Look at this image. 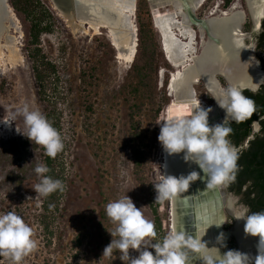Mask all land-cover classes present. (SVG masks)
<instances>
[{"label": "rangeland", "instance_id": "374dc122", "mask_svg": "<svg viewBox=\"0 0 264 264\" xmlns=\"http://www.w3.org/2000/svg\"><path fill=\"white\" fill-rule=\"evenodd\" d=\"M42 1L51 11L53 27L51 33L41 36L40 47L55 66L56 77L48 81L43 100L27 55L29 23L10 6L18 30L8 32L14 42L10 47H6L5 37L1 39L0 122H7L25 105L57 120L64 144L58 153L63 196L58 210L42 223V197H36L32 188L39 182L34 169L43 164V150L17 133L26 134L23 117L18 115L11 126L0 123V213L14 211L33 230L37 246L21 264H122L117 250L103 256L112 239L108 232L115 228L106 216L105 206L127 194L137 208L143 207L142 214L152 222L155 232L151 205L157 202L154 186L163 178L164 162V150L157 137L160 123L169 119L173 107V79L191 63L176 66L170 62L148 0H137L133 15L137 43L140 28L146 25L155 36L158 53L151 88L134 95L130 87L134 60L129 63L118 56L109 31L96 32L88 24L84 25L86 29L75 31L60 16L52 0ZM143 1L145 10L141 9ZM195 15L199 19L210 17L202 9ZM192 28L197 34L195 53L200 54L201 35L196 24ZM241 33L249 53L254 55L248 24L242 25ZM254 58L262 66L255 55ZM216 76L223 88L230 86L224 76ZM195 90L200 100L215 105L204 82L196 85ZM136 151L142 159L138 176L134 171ZM171 209V199L161 201L158 211L163 230L146 238L145 248L151 250V245L162 243L174 233ZM234 223L232 218L228 219L223 230L228 231ZM226 246L227 251L231 247L239 251L233 237ZM130 255L138 254L130 250ZM0 264L12 261L0 256Z\"/></svg>", "mask_w": 264, "mask_h": 264}, {"label": "bare ground", "instance_id": "6f19581e", "mask_svg": "<svg viewBox=\"0 0 264 264\" xmlns=\"http://www.w3.org/2000/svg\"><path fill=\"white\" fill-rule=\"evenodd\" d=\"M52 1L60 16L73 30H84L86 24L96 32L102 29L108 30L118 50V56L129 63L134 60L137 52V36L133 15L137 0H76L79 10L76 17L61 10L62 2L60 6L55 3L56 1ZM247 1L253 17L256 11L264 14L262 7L256 10L251 6V0ZM149 2L155 25L162 34L163 47L170 62L176 66L191 63L173 79L172 90L175 99L171 110L175 112L188 103L194 95L197 97L195 86L200 82H204L211 94L223 88L216 76L218 72H222L231 84L244 86H254L252 80L258 83L264 79L260 67L253 66L252 61H248L249 49L244 44V36L241 33L246 13L239 10L238 5H234L227 12L216 8L211 12L216 18L204 19L202 23H196L192 14L195 15L201 9L203 0H149ZM194 24L197 25L201 35L200 54L195 53L197 34L192 28ZM11 29L18 30L15 14L5 0H0V46L2 37H5L7 48L14 43L8 35ZM237 56L248 62L245 65L246 75L243 79H236L239 73V69L235 68ZM200 103L202 107L213 109L209 114L210 125L220 122L225 115L216 103L213 106L207 105L202 100ZM193 171L204 179L192 182L187 191L171 199L172 229L174 233H183L185 238L201 240L206 247L212 248L210 251H204L203 254L187 245L183 248L187 253V264H206V256L218 260L219 252L221 256L225 254L229 232L223 230L226 220L223 210L226 208L232 212L228 207L232 198L224 194V186L207 189L205 174L195 162H185L182 153L168 156L164 152L163 175L179 177ZM232 232L237 238L241 253L249 257L250 264H255L257 260L259 264H264V248L262 246L258 248L259 237L246 235L243 221L235 220ZM221 233L224 234L223 246L217 243V237Z\"/></svg>", "mask_w": 264, "mask_h": 264}, {"label": "clouds", "instance_id": "9594fccd", "mask_svg": "<svg viewBox=\"0 0 264 264\" xmlns=\"http://www.w3.org/2000/svg\"><path fill=\"white\" fill-rule=\"evenodd\" d=\"M250 50V49H249ZM250 60H255L250 57ZM241 62V60H240ZM258 64V61H256ZM258 83L252 80L251 91L256 92ZM242 84H233L227 88H219L210 96L216 105L223 110L224 119L216 124H209L211 107H202L199 97L193 98L180 109L170 110L169 119L160 123V132L157 137L159 144L168 156L183 154L185 162H195L206 176V188L216 186L227 187L235 181L237 172L238 154L231 144L229 136L231 127L226 126L229 121L244 122L252 117L256 111L254 101L243 94ZM23 117L24 136L31 144L42 146L49 158H55L64 144L59 132L49 123L39 110H29L25 105L13 113L7 122H0L11 126L16 116ZM259 127V121H253ZM46 165L38 164L34 172L39 177L32 190L36 197H47L56 191H63L61 180L46 175L49 172ZM200 177L195 171L188 175H163L160 183L154 186L155 201L174 199L178 194L188 190L190 184ZM36 197L34 199H36ZM27 199H33L28 197ZM238 197L230 199L228 207L232 210L233 219L244 222V233L248 236L259 237L258 248L264 246V212L250 213L247 205L239 204L233 207ZM50 208L52 205L49 206ZM143 208V207H142ZM137 208L133 200L126 194L111 201L105 206L106 216L115 225L113 231L108 232L112 237L105 246L103 256H110L114 250L120 253L122 264H187V253L184 246L202 253L211 250L201 240L192 237L185 238L183 233H172L162 243L151 245V250L144 247L148 237H154V226L147 220L141 209ZM32 228L14 211L0 213V256L11 259L12 264H21L24 257L32 253L37 244L33 238ZM224 234L217 237V243L223 246ZM214 248V247H213ZM216 248V247H215ZM217 249V248H216ZM130 250L138 255L132 257ZM219 252V250L217 249ZM206 264H250L249 257L239 251L229 250L219 259L205 257ZM259 264V260L255 261Z\"/></svg>", "mask_w": 264, "mask_h": 264}, {"label": "trees", "instance_id": "16d2710c", "mask_svg": "<svg viewBox=\"0 0 264 264\" xmlns=\"http://www.w3.org/2000/svg\"><path fill=\"white\" fill-rule=\"evenodd\" d=\"M9 3L13 10L22 15L24 19L29 23V39L27 45V55L33 63V74L37 85L39 86V96L45 100L48 81L53 77H56L55 66L50 63L46 56L42 53L41 49V36L46 33L52 32V14L48 7L43 3L42 0H9ZM141 9H146V4L142 3ZM157 53H158V43L153 35L151 29L144 25L140 28V35L138 40V51L136 52L133 65L131 67L132 80L130 83L131 92L134 95H139L140 92L150 89L151 83L154 76L157 73ZM243 94L251 98L256 108L258 109L262 104L263 114H264V88L258 93H253L249 90L243 92ZM138 109V107H136ZM160 114V111L157 112ZM132 116V121L134 116ZM49 123L59 131V123L57 120L53 119L49 114L48 117L45 115ZM249 119L241 123H229L226 126L231 127L232 132L229 138L234 140V143L239 144L244 140L249 134L250 130L248 128ZM137 123L133 125L136 128ZM136 138L139 136L138 133L134 134ZM43 150V165L49 168V172L46 174L53 179H61L60 174V163L58 162L59 154L53 159L45 155ZM254 156V155H253ZM252 156L244 157L242 163L245 165L246 171H249V167L254 163ZM255 157V156H254ZM139 151L134 152V171L138 176L140 169L142 167ZM245 174V172L243 173ZM247 178L251 174L249 172L246 174ZM256 191L259 195L260 202L258 205L264 206V187L260 185L258 187H253L252 191ZM260 193V194H259ZM63 196V191H56L47 197H42V214L40 219L42 223L47 222L48 217L51 213L55 212L59 208L60 201ZM52 205L50 208L49 206ZM161 205V201L152 204V214L155 224V234L161 233L163 230L162 220L159 215L158 208ZM48 229V226H45ZM230 250L236 251L235 247H231Z\"/></svg>", "mask_w": 264, "mask_h": 264}, {"label": "flooded vegetation", "instance_id": "af4514ba", "mask_svg": "<svg viewBox=\"0 0 264 264\" xmlns=\"http://www.w3.org/2000/svg\"><path fill=\"white\" fill-rule=\"evenodd\" d=\"M251 4L256 10L261 7L264 10V0H251ZM234 5H238L239 10H243L246 13L244 24H248L251 28V33L249 35L252 42L251 49L256 58L261 61L262 66L260 67L261 71L264 73V14L255 10L257 13L255 17H253L247 0H203L201 9L210 16L204 19H210L216 18L210 14L213 9L218 8L220 11H228ZM263 88L264 81L261 82L256 92L249 91L258 93L263 90ZM244 91L246 90H243V92ZM253 121H259V127L255 126ZM229 123L233 122L229 121L227 124ZM248 128L251 131L250 134L239 144L234 143V140L229 138L238 154L237 172L235 181L231 182L227 187H223V192L226 193L227 197L239 198L238 201L234 202V207H238V203H242L248 206L250 213L264 212V206L257 204L260 202L258 193L255 190L252 191L253 187L256 188L259 185L264 187V114L262 104L258 109L256 108V111L249 119ZM247 156H252L250 159L254 161L252 166L249 167L248 172L251 175L248 176V178L246 177L248 172L246 171L245 165L242 163L243 158ZM244 172L245 174H243ZM226 212L227 216L225 223L231 218L235 221L232 213Z\"/></svg>", "mask_w": 264, "mask_h": 264}, {"label": "water", "instance_id": "95a60500", "mask_svg": "<svg viewBox=\"0 0 264 264\" xmlns=\"http://www.w3.org/2000/svg\"><path fill=\"white\" fill-rule=\"evenodd\" d=\"M54 1H56L55 3H58V5H60L61 6V2L63 3V5H62V7H64V8H62L61 7V10L63 11V12H65V13H67V14H69V15H71V16H74V17H76L75 15L76 14H78V8H77V2H76V0H54ZM5 2L7 3V6L9 5V6H11L10 5V3H9V0H5ZM148 2H149V0H148ZM137 4V3H136ZM149 4H150V2H149ZM60 6H59V8H60ZM150 7H151V5H150ZM13 9V8H12ZM152 9V8H151ZM192 16H193V18H194V20L196 21V23H202L203 21H204V18L203 19H199L196 15H194V14H192ZM73 17V18H74ZM137 47H138V43H137ZM250 52V51H249ZM250 54V55H249ZM250 57H254L251 53H248V61H250ZM240 60H241V62H240ZM252 61V65L254 66V65H258L259 67H260V64L258 63H256V60H251ZM248 62H246V60H244V59H240L238 56H237V62H236V65H235V68H237V70L239 69V73L237 74V78L236 79H243L244 77H245V65L247 64ZM260 70H261V67H260ZM220 75H222L223 76V74H222V72H218ZM249 73V75H251V73L250 72H248ZM225 77V76H224ZM226 78V77H225ZM227 82H228V84L231 86V85H233V84H231L228 80H227ZM261 84V83H260ZM260 86V85H259ZM259 86L257 87V90H258V88H259ZM251 87H253V86H249V85H246V86H244L243 88H242V91L243 90H250L251 89ZM224 119V116L221 118V120H220V122L222 121ZM217 123H219V122H217ZM225 193V192H224ZM226 194V193H225ZM226 211H228V212H231V211H229L228 209H225ZM232 213V212H231ZM172 220V219H171ZM234 226H235V223H234ZM234 226L233 227H231L229 230H228V232H229V238L230 237H233L234 239H235V241H236V243H237V245H238V250H239V252H241V250H240V247H239V243H238V241H237V238L235 237V235L233 234V228H234ZM263 248H264V246H262ZM227 252V246H226V251H225V253Z\"/></svg>", "mask_w": 264, "mask_h": 264}]
</instances>
